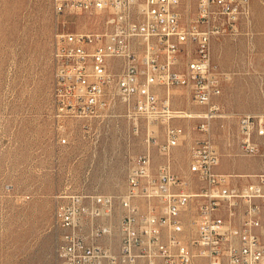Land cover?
<instances>
[{
	"label": "built area",
	"instance_id": "1",
	"mask_svg": "<svg viewBox=\"0 0 264 264\" xmlns=\"http://www.w3.org/2000/svg\"><path fill=\"white\" fill-rule=\"evenodd\" d=\"M52 7L57 144L70 151L86 144L93 165L101 142L117 138L104 142L105 161L125 148L127 170L119 194L58 196L60 264H264V173H218L222 154L210 134L227 117L218 100L231 78L214 64L212 45L253 37L251 0H196L189 21L188 0H52ZM68 16H96L103 26L71 32ZM181 87L203 112L174 108L170 90ZM182 119L200 120L206 135L189 148L191 181L172 170L173 150L188 139L175 123ZM135 139L144 151L134 152ZM238 141L239 155L264 156V114L238 117Z\"/></svg>",
	"mask_w": 264,
	"mask_h": 264
},
{
	"label": "rangeland",
	"instance_id": "2",
	"mask_svg": "<svg viewBox=\"0 0 264 264\" xmlns=\"http://www.w3.org/2000/svg\"><path fill=\"white\" fill-rule=\"evenodd\" d=\"M184 9L189 21L196 0ZM253 37L221 38L213 42V62L231 75L218 100L227 117L217 119L211 137L222 154L218 173H264V156H241L238 117L264 114V0H251ZM71 32L98 30L99 17L68 16ZM57 18L52 0H0V264H60L58 249L63 231L55 213L63 192L98 190L119 194L126 186V164L115 159L104 168L89 163L75 169L70 147L57 144L53 121L55 66L53 49ZM246 33V26H242ZM161 96L167 91L161 89ZM174 108L194 114L204 111L192 102L187 88H173ZM188 132L185 144L172 152V170L183 180L189 174V148L205 138L200 120L182 119ZM146 136L143 130L138 139ZM114 140L104 142H116ZM263 143V139L259 140ZM112 148V147H111ZM155 162L162 158L155 151ZM247 178H238L245 184Z\"/></svg>",
	"mask_w": 264,
	"mask_h": 264
},
{
	"label": "crops",
	"instance_id": "3",
	"mask_svg": "<svg viewBox=\"0 0 264 264\" xmlns=\"http://www.w3.org/2000/svg\"><path fill=\"white\" fill-rule=\"evenodd\" d=\"M225 111V110H224ZM136 142L133 149L135 153H140L142 151H144L145 149V145L144 142H141V140L135 139ZM112 145L108 144L106 146V149L108 151L112 150ZM123 150H121V154L124 153L125 148H122ZM91 148L89 146H87L86 144H82L80 146L75 145L72 149H71V154L72 156H74V165H75V169L77 170V168H79V170L82 171V169H84L85 167L88 166V163L90 162V160L86 159L89 156V153L91 152ZM96 160L94 161L95 164H98L100 168H104V142H101L100 146L98 147V149L96 150Z\"/></svg>",
	"mask_w": 264,
	"mask_h": 264
}]
</instances>
